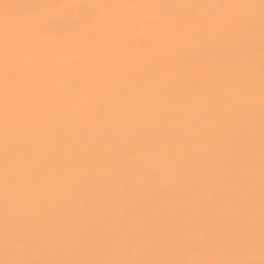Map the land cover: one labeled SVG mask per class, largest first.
I'll return each mask as SVG.
<instances>
[{
  "label": "bare ground",
  "instance_id": "obj_1",
  "mask_svg": "<svg viewBox=\"0 0 264 264\" xmlns=\"http://www.w3.org/2000/svg\"><path fill=\"white\" fill-rule=\"evenodd\" d=\"M21 3L25 0H0ZM111 4L173 3L259 5L260 0H87ZM118 11L120 15L139 10ZM208 23L182 26L140 40L141 25L101 29L94 39L75 32L46 33L35 54L14 67L18 90L9 141L23 160L9 185V225L31 242L19 255L33 258H150L191 210L211 206L223 194L250 192L255 199L257 258L261 183V96L259 8L195 10ZM188 9L177 15L187 17ZM255 17L248 28L244 23ZM250 62L251 78L242 77ZM207 61H214L206 66ZM4 66L0 48V259L4 258ZM176 119L159 120L164 107ZM253 93L252 103L247 95ZM197 98L198 113L214 108L222 116L218 135L204 136L184 118L185 102ZM26 157V159H24ZM111 164V167H109ZM100 181L108 205L119 207L129 232L113 233L106 249L63 248L65 217L73 194L92 196ZM107 206V205H106ZM90 218L80 226L85 239L101 226ZM142 226L151 228L152 236ZM130 237V239H128ZM157 258H194L161 243Z\"/></svg>",
  "mask_w": 264,
  "mask_h": 264
},
{
  "label": "snow or ice",
  "instance_id": "obj_2",
  "mask_svg": "<svg viewBox=\"0 0 264 264\" xmlns=\"http://www.w3.org/2000/svg\"><path fill=\"white\" fill-rule=\"evenodd\" d=\"M259 8L260 16V96H261V183L259 203V253L257 258L256 208L254 195L240 193L223 194L208 206L207 202H191V210L184 219L175 226V232L167 241L157 242L153 246L150 258H115L102 256L97 258H33L19 255L20 250L27 251L31 242L23 238L17 230L9 225V202L13 194L9 185L14 179L13 167L23 160L17 147L10 143L9 133L13 125V106L18 99V90L14 89L12 73L16 66L23 64L27 57L37 52L41 37L46 33L75 32L86 39H94L101 29L119 31L141 25L145 31L141 34L148 37L149 43L153 36L165 30L170 34L181 35L182 26L187 24L205 25L208 21L195 10L215 8ZM178 9H188L187 17L178 16ZM139 10V14L120 15L118 11ZM250 29L255 24V17H248L244 22ZM0 48L3 50L4 66V162H5V235L4 258L0 264H264V0L259 5H203L173 3H138L111 4L87 2V0H25L21 3L0 2ZM214 61H207L206 66ZM250 62L242 77L251 78ZM164 107L159 113L163 127L170 128L176 119L170 113L167 103L171 97L159 92ZM253 93L249 91L247 103H252ZM197 98L192 97L185 102L184 118L192 125L199 126L204 136L218 135L222 127V116L212 107L198 113ZM26 159V157H24ZM111 167V164H109ZM109 188L98 181L95 194L81 196L73 194L70 209L65 217V238L58 249H87L96 252L106 249L115 253L122 246L110 243L113 233L126 234L129 228L124 224V217L113 200L108 205ZM107 205V206H106ZM90 218L100 219L101 226L85 239L80 226ZM143 232L152 236L151 228L142 226ZM130 239V237H128ZM161 243L169 247H179L185 253L194 254V258L164 259L157 258Z\"/></svg>",
  "mask_w": 264,
  "mask_h": 264
}]
</instances>
